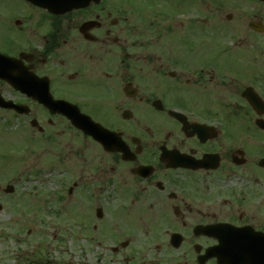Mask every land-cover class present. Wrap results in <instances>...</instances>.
I'll return each instance as SVG.
<instances>
[{"label":"flooded vegetation","instance_id":"flooded-vegetation-1","mask_svg":"<svg viewBox=\"0 0 264 264\" xmlns=\"http://www.w3.org/2000/svg\"><path fill=\"white\" fill-rule=\"evenodd\" d=\"M0 136L94 264H264V0H0Z\"/></svg>","mask_w":264,"mask_h":264},{"label":"rangeland","instance_id":"rangeland-1","mask_svg":"<svg viewBox=\"0 0 264 264\" xmlns=\"http://www.w3.org/2000/svg\"><path fill=\"white\" fill-rule=\"evenodd\" d=\"M75 171L48 172L35 143L0 136V264H94L96 245L77 233L57 196L59 184H72ZM7 185L15 191L5 193Z\"/></svg>","mask_w":264,"mask_h":264},{"label":"water","instance_id":"water-1","mask_svg":"<svg viewBox=\"0 0 264 264\" xmlns=\"http://www.w3.org/2000/svg\"><path fill=\"white\" fill-rule=\"evenodd\" d=\"M14 191V187L13 186H8L6 188V192H13ZM0 210H1V205H0Z\"/></svg>","mask_w":264,"mask_h":264}]
</instances>
